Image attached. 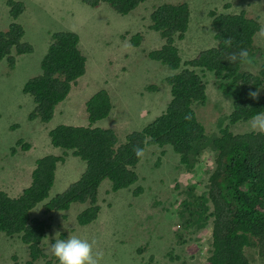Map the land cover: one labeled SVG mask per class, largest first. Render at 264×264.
<instances>
[{
    "label": "trees",
    "instance_id": "obj_1",
    "mask_svg": "<svg viewBox=\"0 0 264 264\" xmlns=\"http://www.w3.org/2000/svg\"><path fill=\"white\" fill-rule=\"evenodd\" d=\"M81 1L93 9L107 5L122 18L137 13L141 7L147 11L146 33L158 35L161 42L158 49L148 52V58L165 67V72L170 71L165 76L169 102L153 121L141 131L130 133L126 142L119 144L113 129L93 127L113 110L107 90L94 94L86 103L88 127L59 125L50 132L51 144L63 150V155L38 159L32 183L22 194L11 197L0 190V236L19 240L29 255L22 256L28 260L25 264H37L46 257L44 242L51 228V217L34 216V209L50 215L82 205L85 210L73 219L86 227L97 222L104 210L98 205L104 181L111 183L108 186L111 195L136 185L139 176L134 168L141 162L147 146H170L180 157V165L190 172L210 148L215 157L212 169L204 171L203 177L208 179L206 190L198 193L192 184L180 192L179 224L174 230L176 246H185L189 261L196 264H264V132L234 134L230 130L236 123L248 122L257 113H264V51L255 45V36L261 31L260 22L247 17L245 12L229 10L227 14H217L212 11L211 30L216 44L183 62L176 41L183 40L189 30V4L162 3L149 8L154 0ZM7 5L16 20L26 11L22 3L9 1ZM128 36L134 47L144 42L143 33L125 32L122 40L126 41ZM24 38L25 28L16 21L7 31H0V63L6 59L14 69L13 52L18 56L34 52L33 45L24 42ZM51 38L41 62L42 74L30 79L23 88L35 105L29 120L38 119L44 124L53 120L57 107L68 98L73 85L86 76L88 62L80 49L78 32L59 30ZM244 49L249 52L248 60L232 61L231 57ZM198 69L211 73L218 87L232 96L229 116L219 120L221 125L228 119L230 126L221 128L220 132H208L209 137L195 112L196 105L207 103V85ZM155 89V86L147 88ZM251 92H257V97L252 98ZM17 146L28 150L31 144L19 141ZM138 149L141 155H137ZM15 152L13 149L12 154ZM68 152L86 163V170L77 182L54 195L57 167L64 163ZM136 189L134 195L140 197L143 188ZM139 252L144 250L141 248ZM168 254L170 264L187 263L171 251ZM201 255H205L203 260H199ZM17 259L16 255L9 264H23L16 262ZM154 259L152 256L150 262Z\"/></svg>",
    "mask_w": 264,
    "mask_h": 264
},
{
    "label": "rangeland",
    "instance_id": "obj_2",
    "mask_svg": "<svg viewBox=\"0 0 264 264\" xmlns=\"http://www.w3.org/2000/svg\"><path fill=\"white\" fill-rule=\"evenodd\" d=\"M7 1L0 0L2 32L7 31L13 22ZM14 1H23L27 7L16 22L24 26L23 41L31 43L34 52L21 56L13 52L16 58L14 69L9 67L6 59L0 63V190L11 197L22 194L31 185L32 172L38 159L48 155H63V150L51 144L49 134L52 130L59 125H90L86 103L100 90L110 93L113 110L109 117L95 123L93 127L113 129L119 144L125 143L130 133L141 131L145 127L142 125L161 114L169 101V87L165 84L166 68L159 67L148 58V52L158 49L161 42L158 35H147L145 25L149 24V15L143 7L137 13L122 18L107 5L93 9L81 0ZM202 1L154 0L149 7L155 8L162 3H189L192 6L190 28L183 40L176 41L183 62L216 44L209 10ZM210 1L220 6L229 2L232 8L226 11L245 12L247 17L257 19L261 31L255 36V45L261 46L264 51V0ZM205 3L211 4L208 0ZM59 30L79 33L80 49L88 59L87 74L73 85L68 98L57 107L50 123L31 121L29 115L35 105L23 88L30 79L42 74L41 62L52 42L51 35ZM125 32L129 35L143 33L144 42L140 47H134L129 41L131 36L126 41L122 40ZM205 81L208 85V100L204 106L196 105L195 112L209 137V133L218 132L229 125L228 120L221 125L219 120L228 116L232 96L215 85L214 77L206 75ZM150 86L156 89L147 90ZM231 131L239 134L257 130L252 129L249 121L232 126ZM19 141L30 143V151L19 150L14 156L12 151ZM213 153L209 148L199 159L195 170L190 172L180 165V157L170 146H147L141 162L134 168L139 176L136 185L130 188L132 190L125 189L111 195L108 193L111 183L104 181L98 203L104 210H101L97 222L86 227L73 219V216H78L84 210L81 205H75L67 212L50 215H43L42 210H36L34 216L51 217V228L44 242L46 257L37 264H58L51 244L55 236L67 238L69 235L94 242L97 264H170V251L174 256H181L186 264H196L193 260L189 261L185 246H176L174 230L179 224L177 203L182 198L180 192L192 184H195L198 193L206 190L208 179L203 176L204 171L214 166ZM85 170L86 163L68 152L64 163L57 167L52 194L60 193L77 182ZM178 185L179 188H176ZM138 186L143 188L140 197L134 195ZM57 215L62 216L59 218ZM0 237V264H9L11 258L16 259V255V262L25 264L28 261L24 257L29 255L19 240ZM141 248L143 253L139 252ZM152 256L155 258L153 263L150 262ZM204 258L205 255H201L199 260Z\"/></svg>",
    "mask_w": 264,
    "mask_h": 264
},
{
    "label": "clouds",
    "instance_id": "obj_3",
    "mask_svg": "<svg viewBox=\"0 0 264 264\" xmlns=\"http://www.w3.org/2000/svg\"><path fill=\"white\" fill-rule=\"evenodd\" d=\"M9 1H14V0H9ZM9 1L6 2V5H7V3ZM208 1L211 4H206L205 0L202 1V4H203V6L205 8H207L209 10L208 14H209L210 22H212V17L210 15V13L212 11L216 12L217 14H227L228 11H226V10L230 9V7L232 8V5L229 2L225 6H220V4H218L216 2H211L210 0H208ZM14 2L22 3L24 6H26L23 1H14ZM169 4H174V3H169ZM177 4H179V3H177ZM187 4H189V3H187ZM7 7H8V5H7ZM8 9H9V7H8ZM26 9H27V7H26ZM190 9H191V16H192L193 15V8H192L191 5H190ZM9 14H10V9H9ZM10 17L13 20V22L10 24V26H11L13 23H15L16 19H14L11 16V14H10ZM190 23H191V20H190ZM189 28H190V26H189ZM68 31H70V30H68ZM212 33H213V37H214V32L212 31ZM227 42L230 43V41H227ZM213 45H215V44H213ZM206 49H208V48H206ZM206 49H202V50H206ZM248 58H249V52L246 49L241 50L239 52L238 56L236 54H234L231 57L232 61H236L237 59H239L241 61H247ZM197 72L203 75L204 80H205V76L206 75H210L213 78V75L211 73L202 72V71H200V69H198ZM166 73H167V75H169L170 71H167ZM165 84H166V82H165ZM206 85H207V82H206ZM215 85L217 86V84H215ZM207 89H208V85H207ZM207 89H206V93H207ZM257 95H258L257 92H251L250 93V96L252 98H256ZM169 99H170V95H169ZM231 99H232V97H231ZM207 100H208V96H207ZM36 120H38V119H36ZM226 120H228V119H226ZM33 121H35V120H33ZM38 121H40V120H38ZM151 121H153V119ZM151 121L145 123L142 126H146ZM238 123H241V122H238ZM238 123H236L235 125H237ZM242 123H247V122H242ZM235 125H233V126H235ZM250 125H251L253 130H257V131H254V132H258V131L264 132V113H257L250 120ZM228 126H230V121H229V125ZM231 128H232V126H230V130H231ZM218 132H220V131L218 130ZM251 132H253V131L244 132V133H251ZM244 133H239V134H244ZM15 150H16V152H15L14 156L19 152V150L22 151V152H29L30 148L28 150H23V146H16ZM141 154H142V151L138 149L137 150V155H141ZM34 210H37V209H34ZM52 214H54V213H52ZM77 227L79 228L80 226H77ZM76 229L77 228L74 227V231H76ZM1 236H4V235H1ZM4 237H6V236H4ZM6 238H9V237H6ZM53 240H54V242L51 244V251H52L53 255L55 256V258L57 259L58 264H97L96 254H95L94 248H93V243L94 242H90L88 239L81 238V237L76 236V235H69L67 238H56V236H55V238ZM15 255H16V253H15ZM154 264H156V263H154Z\"/></svg>",
    "mask_w": 264,
    "mask_h": 264
},
{
    "label": "bare ground",
    "instance_id": "obj_4",
    "mask_svg": "<svg viewBox=\"0 0 264 264\" xmlns=\"http://www.w3.org/2000/svg\"><path fill=\"white\" fill-rule=\"evenodd\" d=\"M100 188H101V187H100ZM15 197H16V196H15ZM81 206H82V205H81ZM84 210H85V209H84ZM82 211H83V210H82ZM82 211H81V212H82ZM81 212H80V213H81ZM78 224H79V223H78ZM80 226H81V225H80ZM45 248H46V247H45Z\"/></svg>",
    "mask_w": 264,
    "mask_h": 264
}]
</instances>
